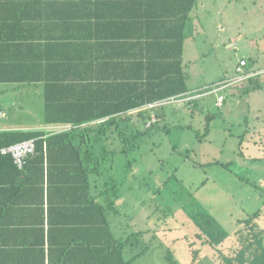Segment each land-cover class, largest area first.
Wrapping results in <instances>:
<instances>
[{
  "label": "crops",
  "instance_id": "obj_1",
  "mask_svg": "<svg viewBox=\"0 0 264 264\" xmlns=\"http://www.w3.org/2000/svg\"><path fill=\"white\" fill-rule=\"evenodd\" d=\"M190 5L191 0L1 2L0 18L14 21L0 20V76L5 77L0 79V109L8 113L7 118L0 119V129L52 133L68 125H47L43 118L39 124L17 123L11 114L21 109L22 98L45 106L46 94L59 98L67 90H78L83 97L101 98L111 89L115 97L122 98L126 90L134 93L136 87L151 85L155 76L179 75L180 68L183 74L190 75L187 93L197 92L201 89L195 77L197 61L187 63L186 54L191 30L199 28L195 24L191 28V23L199 19L205 3L197 0L186 25ZM229 43L225 45L227 50L231 49ZM15 75L21 79L13 78ZM206 97L211 96L203 98ZM185 105L186 102L170 103L156 110L166 114ZM145 106L127 114L133 116ZM107 119H96L82 127L97 129ZM92 142L97 145L95 140ZM85 163L88 167V155ZM80 164H84V158L80 161L70 151L32 162L18 179L0 167V264L106 263V252L100 256L94 249H106L110 235L104 229L103 217L91 215L89 187L91 181L92 193L108 206L111 199L108 202L106 176L100 183L97 174L87 173L84 179L83 169L76 171ZM13 180L21 185L12 187ZM128 205L130 202L121 195L116 200L121 213L115 214L111 205L107 208L110 229L116 238L132 232L130 222L122 225L128 219ZM132 252L129 247L126 258Z\"/></svg>",
  "mask_w": 264,
  "mask_h": 264
},
{
  "label": "rangeland",
  "instance_id": "obj_2",
  "mask_svg": "<svg viewBox=\"0 0 264 264\" xmlns=\"http://www.w3.org/2000/svg\"><path fill=\"white\" fill-rule=\"evenodd\" d=\"M203 2L186 54L187 63L197 61V92L231 76L241 57L264 68V0ZM233 41L237 49H225ZM32 102L22 98L21 109L13 110L17 123L41 122L44 106L39 101L28 106ZM135 115L139 128L142 118ZM164 115L156 122L162 129L128 157L117 141L119 153H110L106 163L128 177L121 191L130 205L122 225L130 222L132 232L142 231L137 251L148 249L135 264H170L169 252L177 264H221L219 249L227 254L235 246L239 221L260 210L264 223V81L254 91L235 88L222 108L213 96L202 97L194 111L185 105ZM93 138L101 153L103 143ZM129 160L133 166L126 172ZM198 214L213 217L227 232L222 243L212 247L199 238Z\"/></svg>",
  "mask_w": 264,
  "mask_h": 264
},
{
  "label": "trees",
  "instance_id": "obj_3",
  "mask_svg": "<svg viewBox=\"0 0 264 264\" xmlns=\"http://www.w3.org/2000/svg\"><path fill=\"white\" fill-rule=\"evenodd\" d=\"M6 1L8 0H0V3ZM196 4L197 0H191V5L187 9L185 18L186 25L189 20H191L190 11ZM3 18L7 19L8 17ZM3 18H0V20ZM6 21L10 22L14 21V19L10 18ZM253 61L252 58L249 59L250 66H252ZM181 62L182 60L180 59V65ZM168 74L164 75L162 78H157L155 76L156 81L154 83L136 87L134 88V93H131V90H126V92H123L124 97L122 98L115 97L116 93H113V89L105 91V95L101 98L96 96L92 98L83 97L81 91L78 90L75 92L67 90L66 94L59 98L51 97L46 94L43 115L44 123L47 125L71 124L72 128L68 130L48 133L45 130L0 129V148L32 138L36 141V153L27 159L24 169H20L15 164L11 155L0 153V167L3 166L6 168L7 172H9L10 175H14L15 179H18L26 169H29L32 162L36 164V161H44V157L46 155L50 157L52 153L59 155L63 153L67 154L70 151L75 152L80 161L84 158V164H80L79 167L76 168V171L78 170L79 172L83 169L85 173L84 179L87 173L97 174L100 175V179H98L100 183L103 180L102 176H106V194L108 202L111 199L110 204L108 203V206L105 205L106 207L103 203L98 201L97 196L92 193L91 181L89 184L91 215L103 217L104 229L110 235V237L107 238L106 249H94V252L100 256L106 252V263H102L101 260H98V262H96L97 264H135L137 258L148 251L146 248L137 251V246L141 243V237L143 236L142 231L131 232L120 238H116L111 232L107 208L111 205L114 207L115 214L122 212L116 206V200L121 197L122 187L125 182L128 181V177H123L121 175L117 165L109 166V164L106 163L110 159V153H112V156L119 153L117 146L119 141L122 146L121 152L125 153L128 157L131 151L140 147L147 138L162 129L158 123L148 126L153 111L152 109H141L136 113L135 117L139 116L142 118L139 128H136L138 124V120L136 119L138 118L128 115V111L190 91L188 85L190 75L188 72L183 74L180 68L179 75L177 73L173 75ZM12 77L21 79V76L18 77L15 75ZM2 78L5 77L0 76V79ZM262 87V78L255 77L242 89L244 92H249L261 89ZM194 101V104H191L192 102H186V106H188L191 111L198 108L200 104V100L195 99ZM89 110L99 111H97V113ZM154 111L160 118L165 116L164 114H158L157 110ZM121 112L125 113V115H118V113ZM210 117L213 118L215 116L211 114ZM101 118L108 119L97 129L82 127L83 124ZM132 127L136 128L135 132H132ZM93 137H97L99 141L103 143L101 144V153H98L97 145L92 142L94 140ZM87 155L89 156L88 167L85 163ZM132 166L133 162L129 160L125 169L126 172H129ZM123 169L124 168H122V173ZM19 185L21 184L17 180H13L11 183V186L14 188L19 187ZM261 217L262 212L257 210L244 220L239 221V227L235 232V246L227 254L222 251V249H219L221 264H264V223L261 222ZM96 221L95 219V222ZM196 223H198L201 229V232L197 235L209 246L216 247L218 244L222 243L227 236V232L220 227L213 217L205 214H198ZM91 228L96 227L92 225ZM93 240L94 239L91 238V244L94 243H92ZM129 247H131L134 252L131 253L130 258H126L125 252H128ZM198 252L199 251L195 252L194 260H196ZM168 259L170 264H177L172 252H169Z\"/></svg>",
  "mask_w": 264,
  "mask_h": 264
},
{
  "label": "built area",
  "instance_id": "obj_4",
  "mask_svg": "<svg viewBox=\"0 0 264 264\" xmlns=\"http://www.w3.org/2000/svg\"><path fill=\"white\" fill-rule=\"evenodd\" d=\"M237 42H230L228 48L237 49ZM264 75V68H255L250 66L249 58L241 57L237 60L234 73L229 78L218 81L210 86V90L207 92L185 93L178 96H174L168 99H162L149 103L145 106V109H152L151 119L148 122V126L158 121V116L154 110L158 107L168 105L170 103H184L193 102L195 99L202 98L204 96H214L216 99V106L222 108L228 99V96L235 94V88L246 87L253 78L261 77ZM8 113L4 109H0V119L7 118ZM72 128L70 124L64 125L58 128L57 131L68 130ZM0 153L11 155L15 164L21 169L24 168L27 159L36 153V141L34 138L27 139L22 142L14 143L9 146L0 148Z\"/></svg>",
  "mask_w": 264,
  "mask_h": 264
}]
</instances>
